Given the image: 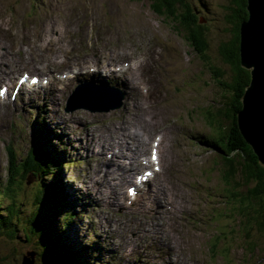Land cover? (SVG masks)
I'll return each instance as SVG.
<instances>
[{
	"label": "rangeland",
	"instance_id": "374dc122",
	"mask_svg": "<svg viewBox=\"0 0 264 264\" xmlns=\"http://www.w3.org/2000/svg\"><path fill=\"white\" fill-rule=\"evenodd\" d=\"M187 2L204 26V49L190 45L175 23L155 13L152 0H0V75H5L0 89L10 86L7 96L0 90V186L8 178L9 150L21 163L40 131L47 135L41 143L50 157L63 162L57 175L42 178L45 185L57 184L63 199L50 213L53 226L41 225L36 235L29 232V222L34 212L44 217L45 201L35 204L39 186L31 174L20 180L14 231L0 232V264H22L32 250L34 264H52L42 255L41 239L50 244L57 236L68 251H76L80 264H264V230L239 216L218 152L205 142L215 132L204 115L227 101L220 83L231 80L232 71L221 47L233 39L238 20L233 8L241 3ZM241 16L248 18L246 9ZM49 37L55 47L45 49ZM245 70L250 84V69ZM22 72L29 74L26 86L17 83ZM135 73L138 80L124 83L123 75L132 79ZM41 82L42 91L31 89ZM76 87L105 92L104 105L110 104L109 94L123 105L108 112H69ZM144 98L156 113L152 132L140 125H148L144 111L125 118L132 103ZM119 125L150 139L143 157L158 158V170L146 185L134 178L140 166L123 182L118 166L101 172L119 150L118 143L106 139L108 130ZM146 162H140V175ZM105 173L109 184L100 182ZM160 186L165 199L159 196L162 190L157 192Z\"/></svg>",
	"mask_w": 264,
	"mask_h": 264
},
{
	"label": "trees",
	"instance_id": "16d2710c",
	"mask_svg": "<svg viewBox=\"0 0 264 264\" xmlns=\"http://www.w3.org/2000/svg\"><path fill=\"white\" fill-rule=\"evenodd\" d=\"M234 1L235 3H241L238 9H236L237 7L233 8L234 18L238 17V20L235 18L236 22H234L237 28L234 30L233 39L221 47L222 57L231 68L232 78L227 82L220 83L221 88L227 94L226 103H222L216 111H207L204 115L207 125L215 132L212 137H206L205 142L218 152L221 159L220 163L222 162L223 166L222 178L227 185L230 200L239 203V216L245 218L248 224L254 222L259 231H263L264 167L259 163L252 148L246 143L237 125V113L242 108L241 98L245 86L249 84V73L239 65L238 48V27L239 21L245 19V16L241 15L245 14L246 0ZM152 7L155 13L165 16L167 20L175 23L176 28L181 31L190 45H198L202 49L207 47L204 26L199 23L197 16L194 14V9L191 8L187 0H152ZM218 74L224 77L221 72ZM46 137L45 132H38L37 139L34 140V144L21 163L18 162L13 152L8 149V178L6 184L3 187L0 186V209H6L5 212L0 214L2 216L0 218V232H2L1 229H12L11 231H14V225H16V220L13 219L16 215V209L14 208L17 197L16 190L22 188L20 180L26 179L27 174H31L38 181L37 186H39V189L36 194L38 198L35 204H39L40 200L45 201L44 217H39V214L34 212V217L29 222L31 226L29 232L36 235L38 227L41 225L53 226V217L50 216L53 213V207L62 205L61 198L63 199V195L60 193L57 184L53 186V182H51L45 185L41 181L43 177L57 175L58 171L56 172V170H62L63 162L50 157L48 148L41 143L45 141ZM244 187L245 191H243ZM249 187L251 188L249 189ZM4 199L9 201L6 206L3 202ZM73 210L68 211L71 217H75ZM62 226L65 229V225ZM5 232L7 233V230ZM61 239V236H57L56 241L49 244L45 237L42 238L44 247L42 255L50 256L52 264H80L78 257H76V251L71 249L68 251L62 242L63 239L62 241Z\"/></svg>",
	"mask_w": 264,
	"mask_h": 264
},
{
	"label": "water",
	"instance_id": "95a60500",
	"mask_svg": "<svg viewBox=\"0 0 264 264\" xmlns=\"http://www.w3.org/2000/svg\"><path fill=\"white\" fill-rule=\"evenodd\" d=\"M245 9L248 18L239 25V58L240 66L250 69L251 80L241 98L242 108L237 113V125L246 143L264 167V0H246ZM104 93L97 92L96 88L88 90L77 88L69 99L66 110L108 112L123 105L121 99L115 100L110 94L108 98L110 104L104 105L101 100ZM84 98L85 103L77 102ZM75 102L79 105L73 106ZM34 258L36 259V252L27 251L22 258V264H34Z\"/></svg>",
	"mask_w": 264,
	"mask_h": 264
},
{
	"label": "bare ground",
	"instance_id": "6f19581e",
	"mask_svg": "<svg viewBox=\"0 0 264 264\" xmlns=\"http://www.w3.org/2000/svg\"><path fill=\"white\" fill-rule=\"evenodd\" d=\"M117 33H118V31H117ZM44 47H45V49H47L48 47H55V45H54V43H53V38L52 37H49V38H47L46 40H45V45H44ZM66 48V47H65ZM60 52H62L61 51V49L59 50V52L58 53H60ZM130 53V52H129ZM10 59V58H9ZM15 61V60H14ZM139 63H141V62H139ZM138 63V64H139ZM11 65V64H10ZM137 65V64H136ZM54 66H56L57 67V63H54ZM130 66V65H129ZM129 66H128V68H129ZM120 67V66H119ZM131 69H132V71L133 72H136V70H134V68L133 67H131ZM89 70V69H88ZM92 70V69H91ZM130 71V70H129ZM65 72H69V71H65ZM101 73L104 75L105 73L103 72V71H101ZM1 74V73H0ZM26 74L27 75H29L28 74V72H26ZM138 74L137 73H135V75H134V77L132 78V79H130V78H127L125 75H123L122 76V79L124 80V83H126V84H129V82H131L132 84H133V82H135L136 80H138V76H137ZM22 78L25 76L24 75V72H22V75H20ZM63 75H60V78L62 77ZM90 77V76H89ZM102 77H104V76H102ZM0 78H5V75L3 76V75H0ZM21 78V79H22ZM99 79H101V78H99ZM129 80H131V81H129ZM1 81H4V80H1ZM38 81L36 80V78H35V83H37ZM17 83H20L21 84V86H26V82L25 83H23L22 81H18L17 80ZM5 84V83H4ZM43 85V82H41V84H40V86H38V87H36V86H34L33 84L31 85V89H36L38 92H40V91H42V89L40 88L41 86ZM9 86V85H8ZM8 86H6V87H2L0 90L2 91V90H4V88L6 89V88H8ZM10 87V86H9ZM77 88H81V87H76L75 89H74V91L75 90H77ZM9 89V88H8ZM6 91H7V89H6ZM9 91H11V90H9ZM74 91L72 92V94L70 95V99H71V97H72V95H73V93H74ZM8 92V91H7ZM144 92V91H143ZM127 93V92H126ZM1 97V96H0ZM70 103H72V102H70ZM43 104H45V103H41V105L43 106ZM132 106H134V107H132V111H129V112H127L126 113V115H125V118H128L129 119V117H130V119L129 120H131V118L136 114V112H138V111H144L145 112V115L143 116V121H144V123H146V124H148V125H146V127H145V125L144 124H142V123H140V125H141V127H142V129H144V128H146V129H148V130H150V132H152L153 131V129L156 127V122H155V117H156V113H155V111H154V109H153V107L154 106H152L151 105V103H149L145 98H144V103H142V102H140V103H132ZM128 107V106H127ZM161 108V107H160ZM130 109V108H129ZM125 110H127V108L125 109ZM148 110H150L151 111V113L148 111ZM82 112V111H81ZM160 114V113H159ZM86 117H87V115H86ZM136 119V118H135ZM84 120V119H83ZM157 120V119H156ZM166 120V119H165ZM138 122V121H137ZM169 122V121H168ZM167 123V122H166ZM169 125V124H168ZM138 126V125H137ZM133 129V128H132ZM139 129V128H138ZM131 131V130H130ZM170 131V130H169ZM134 132V131H133ZM142 132H144L143 130H142ZM147 132V131H146ZM145 132V133H146ZM137 133H138V131H137ZM141 134V133H140ZM140 134H133V133H130L128 130H124V127L123 126H121V125H119V126H114L113 128H110L109 130H108V136H107V140H108V142H109V144L111 143V141H113L114 143H118V151H117V154H115L114 153V155H115V160L113 161V162H108V164H107V166H106V169H103L101 172L102 173H104V172H112L113 171V169H115V168H117V166H118V168H119V170L122 172V175L120 176V181L121 182H123V181H128V180H131V178H132V172L133 173H135V171L136 170H138V165H137V162L138 161H141V160H143V156H144V152L143 151H145L146 150V147H147V141L149 142L150 141V139H149V137L147 138L145 135H142V136H140ZM147 134V133H146ZM171 134V133H170ZM151 135V134H150ZM149 135V136H150ZM112 136L114 137V139H111L112 138ZM139 136H140V138H139ZM156 136V135H155ZM174 141V140H173ZM112 145V144H111ZM159 147V146H158ZM162 151V150H161ZM181 151V150H180ZM146 152V151H145ZM184 152V151H183ZM124 153L125 154H129L128 156L126 155H124ZM149 154V153H148ZM102 155V154H101ZM100 155V156H101ZM120 155V156H119ZM164 155V154H163ZM112 156L110 155V158H111ZM126 159L128 160L127 162H128V164H125L126 162ZM161 159H162V157H161ZM105 159H102V161H104ZM133 161V162H132ZM165 161V160H164ZM106 162V160L104 161V163ZM125 162V163H124ZM100 166H101V164H99ZM136 165V166H135ZM144 165H145V163H144ZM170 165V164H169ZM109 166V167H108ZM128 166V167H127ZM103 167V166H102ZM141 168V167H140ZM142 168H144V167H142ZM96 170V169H95ZM142 170V169H141ZM99 171V170H98ZM141 173V171L139 170V171H137V173L135 174L136 176H138L139 174ZM160 174V173H159ZM168 175V174H167ZM154 176H156V173L154 174ZM101 177V176H100ZM133 177H134V174H133ZM134 178H137V177H134ZM158 180H160V178L158 179ZM104 181H107V182H104ZM153 181H154V179H153ZM157 181V180H156ZM155 181V182H156ZM173 181V180H172ZM100 182H102L103 184L105 183H107V184H109V180H108V177H107V173H105V174H103V176H102V179L100 180ZM163 182V181H162ZM176 182H178V181H176ZM101 183V184H102ZM154 183V182H153ZM207 184V183H206ZM156 188V187H155ZM212 188V187H211ZM67 189V188H66ZM88 190L90 191V192H92V188L91 187H89L88 188ZM162 190V191H161ZM67 191V190H66ZM161 191V192H160ZM82 192V191H81ZM157 192H160L159 193V196H160V198H163V199H165V190L163 189V187L162 186H160V187H158L157 188ZM61 193V192H60ZM82 193H87V192H82ZM152 193L153 194H155L156 192L154 191V190H152ZM88 194V193H87ZM158 197V196H157ZM173 197V196H172ZM176 197H178V196H176ZM83 198V197H82ZM151 199H153V198H151ZM98 201V200H97ZM179 201V200H178ZM155 203H157V205L159 204V203H161V200L160 201H156ZM166 203H168L167 202V200H166ZM180 207H181V205H180ZM184 209V208H183ZM154 214H157L158 212H157V206L155 205V208H154V212H153ZM167 227V226H166ZM165 227V228H166ZM175 228V227H174ZM163 229V228H162ZM77 230V229H76ZM77 233V232H76ZM158 237H159V235H158ZM157 237V238H158ZM109 240V239H108ZM157 240V239H156ZM74 241H76V240H74ZM165 244V243H164ZM176 251V250H175ZM71 253V252H70ZM174 257V256H173ZM172 257V258H173ZM176 258V257H175ZM174 260V259H173ZM174 262V261H173ZM176 263V262H175ZM180 264V263H179ZM183 264V263H182Z\"/></svg>",
	"mask_w": 264,
	"mask_h": 264
},
{
	"label": "snow or ice",
	"instance_id": "6c2138e0",
	"mask_svg": "<svg viewBox=\"0 0 264 264\" xmlns=\"http://www.w3.org/2000/svg\"><path fill=\"white\" fill-rule=\"evenodd\" d=\"M153 159H155V156H153Z\"/></svg>",
	"mask_w": 264,
	"mask_h": 264
}]
</instances>
